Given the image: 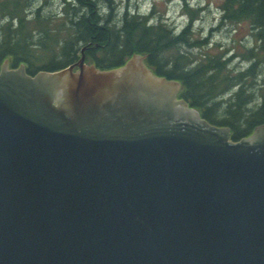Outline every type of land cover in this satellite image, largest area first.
Returning a JSON list of instances; mask_svg holds the SVG:
<instances>
[{
  "label": "water",
  "instance_id": "95a60500",
  "mask_svg": "<svg viewBox=\"0 0 264 264\" xmlns=\"http://www.w3.org/2000/svg\"><path fill=\"white\" fill-rule=\"evenodd\" d=\"M83 51L0 66V264H264V124L233 141L145 56Z\"/></svg>",
  "mask_w": 264,
  "mask_h": 264
},
{
  "label": "trees",
  "instance_id": "16d2710c",
  "mask_svg": "<svg viewBox=\"0 0 264 264\" xmlns=\"http://www.w3.org/2000/svg\"><path fill=\"white\" fill-rule=\"evenodd\" d=\"M104 3L109 9L106 16ZM112 3L62 0L61 20L54 21L42 15L40 7L29 17L25 0H3L0 64L4 60L11 67L24 64L30 75L50 72L73 64L85 47V59L108 70L142 54L155 74L180 82L178 96L198 109L205 120L228 127L233 141L264 124V0H222L219 6L220 25L247 23L253 37L252 46L241 55L248 66L238 70L229 67L232 59H225L222 52L202 53L191 65L188 49L205 47L208 40L192 39L197 12L185 3L183 9L190 21L179 33L161 19L148 23L154 11L145 16L125 8L119 20H112ZM35 31L39 33L37 41L33 39ZM260 75L263 78L258 84Z\"/></svg>",
  "mask_w": 264,
  "mask_h": 264
},
{
  "label": "rangeland",
  "instance_id": "374dc122",
  "mask_svg": "<svg viewBox=\"0 0 264 264\" xmlns=\"http://www.w3.org/2000/svg\"><path fill=\"white\" fill-rule=\"evenodd\" d=\"M27 4L24 6L26 13L31 17V13H35L36 8L40 7L42 15L51 17L54 21L61 20L62 17V0H25ZM222 0H188L192 10H199L196 18L192 23V39H207L208 43L202 48H190L189 57L191 65H194L201 57L202 53L208 52L217 54L222 52L225 59L231 58L230 68L238 70L246 68L248 62L242 58L245 49L250 48L253 43V37L250 33L247 23L238 25L223 23L220 25L219 6ZM3 0H0V4ZM105 2V1H104ZM114 6L112 20H119L125 8L131 11L147 13L153 9L156 19L164 18L169 25H174L178 29L187 25L190 21L189 16L183 11V0H113ZM103 6V4H102ZM105 16L108 14L107 3ZM0 15V23H3ZM63 32L60 33L62 37ZM39 38V33L34 32V41ZM61 39V38H60ZM82 45V43H81ZM264 65V64H262ZM264 72V66H262ZM262 75L258 77L260 83ZM228 95L224 96L226 99Z\"/></svg>",
  "mask_w": 264,
  "mask_h": 264
}]
</instances>
